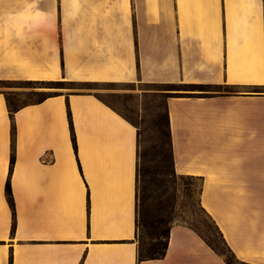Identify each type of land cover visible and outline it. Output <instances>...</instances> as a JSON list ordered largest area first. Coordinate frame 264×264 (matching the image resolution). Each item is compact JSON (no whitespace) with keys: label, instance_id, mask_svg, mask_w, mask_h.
I'll list each match as a JSON object with an SVG mask.
<instances>
[{"label":"crops","instance_id":"1","mask_svg":"<svg viewBox=\"0 0 264 264\" xmlns=\"http://www.w3.org/2000/svg\"><path fill=\"white\" fill-rule=\"evenodd\" d=\"M61 80L230 89L167 101L173 166L236 259L264 264V0H0V82ZM136 167V128L95 94L11 117L0 91V264H138ZM139 264L225 263L173 225Z\"/></svg>","mask_w":264,"mask_h":264},{"label":"rangeland","instance_id":"2","mask_svg":"<svg viewBox=\"0 0 264 264\" xmlns=\"http://www.w3.org/2000/svg\"><path fill=\"white\" fill-rule=\"evenodd\" d=\"M0 91L6 94V98L13 100L19 106L36 102L39 97L35 93H43V97L74 93L95 94L136 127L140 134V154L146 155V160H140V163L149 171L154 170L153 160L157 157L153 146L162 140L164 142L163 150L166 152L169 150L167 137L164 134H167L165 114L167 101L170 98H201L231 92L230 89L224 87L187 88L141 83L82 86L69 84L65 80L55 84L44 83L41 85L24 82L1 83ZM171 172V169L166 170V175L160 180L164 181L162 189L164 186L166 188L162 199L165 198L172 204L173 225H182L198 230L214 242L219 250L226 252L220 243L214 225L199 206L202 182L187 177L173 176ZM161 191L153 185L147 187V193L153 198H157ZM227 256L231 260L230 255Z\"/></svg>","mask_w":264,"mask_h":264},{"label":"trees","instance_id":"3","mask_svg":"<svg viewBox=\"0 0 264 264\" xmlns=\"http://www.w3.org/2000/svg\"><path fill=\"white\" fill-rule=\"evenodd\" d=\"M1 83H17V82H0V84ZM24 83L33 84V85H41L44 83L55 84L57 82L25 81ZM67 83L73 84V85L78 84L82 86L97 85V84H92V83H74V82H67ZM110 85H115V84H110ZM165 86H174V85H165ZM179 86L187 87V88L205 87V86H197V85H179ZM35 95L39 97L38 100L36 102H32L28 104L41 103L46 98L52 97V96L43 97L42 96L43 93H35ZM4 96H5L6 104H7L9 114L11 117L13 113L17 112L22 106L27 105V104H23L19 106L15 104L13 100L6 98V94H4ZM103 103L109 106L107 103L105 102ZM109 107L112 108L111 106ZM68 116H69V121H70L69 113H68ZM124 119L128 121L130 124H132L126 118ZM70 127H71V122H70ZM165 127L167 130V134H164V135L167 137V141H168L167 144L169 146V150L167 152L163 150L164 142L162 140L160 141L159 144L153 146V150L157 152L156 153L157 157H155L153 160V165L155 167H154V170L152 171H149L146 168L141 166L140 160L145 161L146 155L140 154V134L137 131L136 242H137V262L138 264L143 261L160 260L165 256L167 247H168L170 230L173 226L172 204H170V202L165 200V198L164 200L162 199L163 194L165 195L166 193V188L164 186V189H162L164 181L162 179L160 180L161 177L166 175V170L168 169H171L172 171L171 173L173 176H179V175H176L174 171V166H173V157H172V150H171V138H170V131H169L167 108H166V114H165ZM12 132L14 133L13 124H12ZM71 137H72V145H73L74 151L76 152V145H75V139H74L72 127H71ZM13 164H14V155L12 153L10 156L9 174H8V178L5 184L6 200L12 210V215H13L12 232L14 231V228H15L14 202H13L11 186H10V178H11ZM179 177H187L189 179H196L200 181V179L189 177V176H179ZM148 185L156 186L157 190H162L161 194H159L157 198H153L149 193H147ZM201 210L211 220L212 224L214 225L216 234L219 237L220 243L225 248L226 252L219 250L218 247L214 244V242L206 238V236H204L198 230L190 228V227L188 228L194 231L214 253L220 256L223 259L225 264H246L236 259V257L234 256V254L228 247L227 243L225 242L218 227L215 225L214 221L209 217V215L202 208ZM227 255H230L231 260L230 258H228Z\"/></svg>","mask_w":264,"mask_h":264}]
</instances>
